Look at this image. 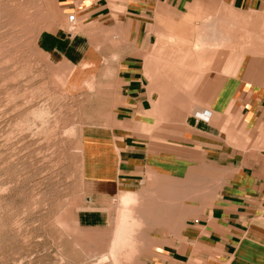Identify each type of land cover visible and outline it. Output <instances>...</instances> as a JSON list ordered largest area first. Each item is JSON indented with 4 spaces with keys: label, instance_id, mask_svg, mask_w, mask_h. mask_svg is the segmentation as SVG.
Instances as JSON below:
<instances>
[{
    "label": "crops",
    "instance_id": "1",
    "mask_svg": "<svg viewBox=\"0 0 264 264\" xmlns=\"http://www.w3.org/2000/svg\"><path fill=\"white\" fill-rule=\"evenodd\" d=\"M207 1L58 0L73 28L37 37L81 72L100 120L87 127L75 223L106 226L112 199L133 192L152 215L145 264H264V62L243 52L237 65L219 47L233 46L219 12L264 15V0Z\"/></svg>",
    "mask_w": 264,
    "mask_h": 264
},
{
    "label": "rangeland",
    "instance_id": "2",
    "mask_svg": "<svg viewBox=\"0 0 264 264\" xmlns=\"http://www.w3.org/2000/svg\"><path fill=\"white\" fill-rule=\"evenodd\" d=\"M217 13L208 11V21ZM56 25L71 29L58 0H0V264H113L121 194L109 205L106 226L75 223V211L86 206L87 127L100 120L89 117L93 104L79 86L81 72L71 77L69 67L39 49V32ZM219 30L224 44H233L219 47L238 52L237 65L243 52L251 54L252 68L264 62L263 14L225 7ZM141 211L131 242L114 254L117 264H132L135 255V264H145L152 215Z\"/></svg>",
    "mask_w": 264,
    "mask_h": 264
},
{
    "label": "bare ground",
    "instance_id": "3",
    "mask_svg": "<svg viewBox=\"0 0 264 264\" xmlns=\"http://www.w3.org/2000/svg\"><path fill=\"white\" fill-rule=\"evenodd\" d=\"M138 198L139 197H137L136 194H134L133 192H129V191L122 193L120 196V205H119L120 207L118 209V214L120 215L119 225L117 226L116 229H114V232H113L114 234L112 236L113 238H112V242L110 244V251H109V254L112 256V260L114 261L113 264H117L116 257L114 255L115 252L117 251V253H118V250L121 247H124L125 245H129L128 241H130V240H127V239L130 237L129 236L130 230H131L132 226L137 224V222H138L135 219L136 218V216H135L136 211H137V209H139L138 207L140 205V201L138 200ZM131 244H133V243H131ZM135 247H136V245H135ZM129 256H130V254H129ZM104 259H105V257L103 259L101 258V260H104Z\"/></svg>",
    "mask_w": 264,
    "mask_h": 264
},
{
    "label": "built area",
    "instance_id": "4",
    "mask_svg": "<svg viewBox=\"0 0 264 264\" xmlns=\"http://www.w3.org/2000/svg\"><path fill=\"white\" fill-rule=\"evenodd\" d=\"M75 20L76 19H75V14L74 13H70V14L67 15V21L70 23L71 29L73 28V24H74ZM199 116L201 118H203L204 120H208V118L210 116V112L203 111L201 114H199Z\"/></svg>",
    "mask_w": 264,
    "mask_h": 264
}]
</instances>
